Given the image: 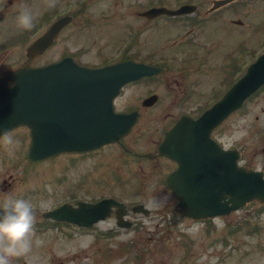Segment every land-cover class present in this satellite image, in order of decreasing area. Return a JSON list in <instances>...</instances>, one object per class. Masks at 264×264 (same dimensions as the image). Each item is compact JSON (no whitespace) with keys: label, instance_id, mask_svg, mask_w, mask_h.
<instances>
[{"label":"rangeland","instance_id":"1","mask_svg":"<svg viewBox=\"0 0 264 264\" xmlns=\"http://www.w3.org/2000/svg\"><path fill=\"white\" fill-rule=\"evenodd\" d=\"M26 1L5 0V3L0 4V12H6L5 20L0 19V44L5 38L11 36L10 24L5 25L3 22L17 21L18 15L11 13L14 7L22 11L28 10L34 14L37 13L42 3L48 0H32L33 3L28 8ZM35 4L37 7L31 10V6ZM11 5L14 7H9ZM54 5L55 3H51L47 7L51 8ZM83 30L69 40L66 45L72 49L77 46H89L90 51L83 55L86 62L99 60L94 57L95 49L98 47L102 48L101 53L111 54L122 40L113 39V43H111L109 40L111 37L108 38L106 35L108 30ZM143 35V38H146L144 45L149 44V48L141 49V53L157 51L168 54L170 52L168 48L170 45L164 42L161 33H154L152 29H149L144 31ZM220 42L221 40L217 44ZM138 46L142 47L140 44ZM16 54L17 52L11 53L8 57L14 58ZM54 57H57L54 51L51 53L46 51L41 61ZM183 57V54H177V59L174 62L180 64L179 59ZM242 60L245 61L246 57H243ZM4 70L0 68V72H4ZM183 74V71L180 73L171 68L159 74L157 82H141L127 87L125 95L131 100H135L151 90L159 95L160 102L153 109L154 115H144L135 129V131H143L147 140L154 137L156 129L166 122L165 116L177 113L180 102L186 99L184 94L185 90L189 88V82L183 80ZM220 76V73L214 71L211 74L205 72L204 75L199 74L193 77L198 79L200 88L205 90V98H208L220 85L222 88L225 87L227 82L214 81L215 78L218 81ZM199 101L196 95L188 104L190 107L188 109L195 110L196 103ZM187 103L188 100L185 105ZM224 126L227 128L223 127L225 128L223 132L229 133L228 137L223 132L221 133L224 145L230 144L231 136L235 135L238 136L241 144H246L245 149H250L254 145L257 148L263 147L264 134L259 135L257 131L264 126V90L247 103L245 110L233 114ZM228 128L229 130H227ZM134 133L130 136L134 137ZM138 140L140 142L142 137ZM12 148L13 145L8 153L4 154L6 158H0V199L5 194L11 193L27 198L33 206L47 207L52 202L69 196L73 190L80 197L114 196L128 205L144 203L152 210L148 217L141 214L133 215L137 216L139 220L128 229L117 230L114 218H107L100 223L99 230L96 229L98 232H108L106 235H110V237H101L100 240L95 239V230L73 233L70 231L71 237L53 230H48L44 234L32 232L31 249L27 253L19 255V261H17V256L10 258L15 264H24L23 262L25 264H58L59 261L65 264H133L137 259L135 256L140 253L142 255L146 247L149 248V251L146 252L144 258L152 262L163 255H171L175 264H182L181 262L183 264H203L211 261V264H216L213 261L223 247L217 243L220 237H214L217 234L215 232L213 234L205 233L204 225L199 222L189 219L176 220L175 216L174 219L171 217L174 214L172 212L173 200L170 191L164 188L162 182L159 181V176L162 173L158 167L150 163L151 168L138 164L133 158L123 160V155L113 150L110 154H104L105 158L109 160L106 163L99 164L98 160L102 158L103 154H97L93 170H90L87 158H79L77 164H71L67 155L43 161L32 167L28 165L23 167L22 164L16 165L11 162L10 158L15 157ZM17 152L18 150H15L14 153L17 154ZM157 164L158 162L155 163L156 166ZM75 179L76 181H74ZM224 230L222 228L220 233H223ZM235 237L236 234L233 237L223 238L232 243ZM236 240H243V236L239 234ZM240 252L238 250L236 255L228 257L223 264H264V248L260 252H253L247 257L238 259L237 256Z\"/></svg>","mask_w":264,"mask_h":264},{"label":"clouds","instance_id":"2","mask_svg":"<svg viewBox=\"0 0 264 264\" xmlns=\"http://www.w3.org/2000/svg\"><path fill=\"white\" fill-rule=\"evenodd\" d=\"M17 21L24 29L33 27V15L28 10L21 11ZM2 138L12 143L11 136L2 134ZM34 223V206L27 198L7 193L0 199V264H10L11 257L31 249Z\"/></svg>","mask_w":264,"mask_h":264},{"label":"water","instance_id":"3","mask_svg":"<svg viewBox=\"0 0 264 264\" xmlns=\"http://www.w3.org/2000/svg\"><path fill=\"white\" fill-rule=\"evenodd\" d=\"M256 68L257 75L251 89L264 81V60L259 62ZM247 81H253V78L248 77L244 82ZM40 91L39 82H18L17 88L15 86L12 89H6L5 84L0 83V117L7 119L9 115L14 117L29 116L37 109ZM239 174H244V172L240 170ZM230 181H223L222 185L230 184ZM208 185L207 190L216 191L217 187L215 181L208 182ZM199 189L202 190L203 187H200ZM225 189L226 188H223V190ZM192 201L194 200L192 199ZM200 205L201 203H196V206Z\"/></svg>","mask_w":264,"mask_h":264},{"label":"flooded vegetation","instance_id":"4","mask_svg":"<svg viewBox=\"0 0 264 264\" xmlns=\"http://www.w3.org/2000/svg\"><path fill=\"white\" fill-rule=\"evenodd\" d=\"M141 2H142V0H123L122 3H119V5L122 6V8H121V12H122L123 15H125V16H133L134 13H137V9H136V7H137V6H140V5H141ZM158 5H160V4H158V2H157V3H153V4H151L150 6H158ZM110 6H111V4H110V0H106V1H105V7H106L107 9H109ZM156 143H157V142H155V144H156Z\"/></svg>","mask_w":264,"mask_h":264}]
</instances>
